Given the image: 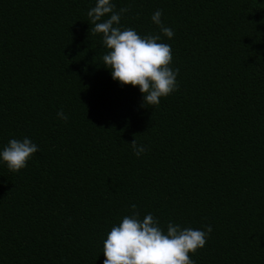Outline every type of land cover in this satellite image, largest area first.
Returning a JSON list of instances; mask_svg holds the SVG:
<instances>
[{"label":"trees","instance_id":"16d2710c","mask_svg":"<svg viewBox=\"0 0 264 264\" xmlns=\"http://www.w3.org/2000/svg\"><path fill=\"white\" fill-rule=\"evenodd\" d=\"M112 2L171 46L178 90L158 106L105 67L96 0H0V151L39 149L18 173L0 160V264H104L133 204L165 232L210 225L195 264H264V0Z\"/></svg>","mask_w":264,"mask_h":264},{"label":"clouds","instance_id":"9594fccd","mask_svg":"<svg viewBox=\"0 0 264 264\" xmlns=\"http://www.w3.org/2000/svg\"><path fill=\"white\" fill-rule=\"evenodd\" d=\"M129 11L120 8L112 0H96L87 15L90 19V33L102 34V43L107 52L102 56L105 67L111 70L113 80L121 86L138 87L143 94L142 106H158L161 98L178 90L179 69L173 70L171 46L161 42V35L141 36L132 28H121V17ZM162 10H157L151 19L160 27L164 37L171 39L174 32L162 22ZM108 17L107 19H105ZM151 108V107H150ZM57 116L67 121L61 109ZM134 154L139 157L146 147L131 142ZM38 146L29 138L22 141L11 139L0 151V160L15 173L25 169ZM132 215L124 216L118 226H113L103 243L104 264H195L190 254L202 249L212 232L182 228L169 222L166 232L159 220L151 213L143 220L139 218L137 206L133 204Z\"/></svg>","mask_w":264,"mask_h":264}]
</instances>
